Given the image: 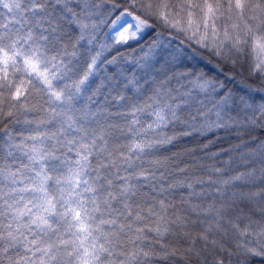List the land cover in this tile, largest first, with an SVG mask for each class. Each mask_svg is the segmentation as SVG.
I'll use <instances>...</instances> for the list:
<instances>
[{
    "label": "trees",
    "instance_id": "trees-1",
    "mask_svg": "<svg viewBox=\"0 0 264 264\" xmlns=\"http://www.w3.org/2000/svg\"><path fill=\"white\" fill-rule=\"evenodd\" d=\"M259 48L264 0H0V264H264Z\"/></svg>",
    "mask_w": 264,
    "mask_h": 264
},
{
    "label": "rangeland",
    "instance_id": "rangeland-1",
    "mask_svg": "<svg viewBox=\"0 0 264 264\" xmlns=\"http://www.w3.org/2000/svg\"><path fill=\"white\" fill-rule=\"evenodd\" d=\"M133 29V30H131ZM147 29L146 24L141 22L139 19L134 18L129 15H121L119 19L113 25V31L116 33L124 32V36H121V40H126L132 37L140 36ZM259 56L264 57V49H258ZM217 123V122H216ZM215 124V123H214ZM41 185L37 190V204H39V208L41 209V214L45 216L50 215L52 213V207L50 202L46 196L45 191L42 186L45 183L44 181H38ZM41 216V215H40Z\"/></svg>",
    "mask_w": 264,
    "mask_h": 264
}]
</instances>
